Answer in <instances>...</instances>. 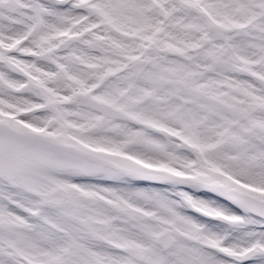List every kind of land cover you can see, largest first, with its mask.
<instances>
[{"label":"snow or ice","instance_id":"6c2138e0","mask_svg":"<svg viewBox=\"0 0 264 264\" xmlns=\"http://www.w3.org/2000/svg\"><path fill=\"white\" fill-rule=\"evenodd\" d=\"M0 264H264V0H0Z\"/></svg>","mask_w":264,"mask_h":264}]
</instances>
